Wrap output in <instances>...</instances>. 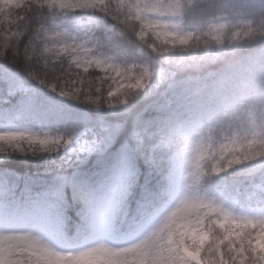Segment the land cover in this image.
Segmentation results:
<instances>
[{
    "label": "snow or ice",
    "instance_id": "obj_1",
    "mask_svg": "<svg viewBox=\"0 0 264 264\" xmlns=\"http://www.w3.org/2000/svg\"><path fill=\"white\" fill-rule=\"evenodd\" d=\"M0 264H264V0H0Z\"/></svg>",
    "mask_w": 264,
    "mask_h": 264
}]
</instances>
